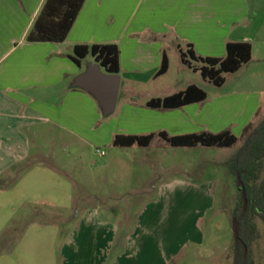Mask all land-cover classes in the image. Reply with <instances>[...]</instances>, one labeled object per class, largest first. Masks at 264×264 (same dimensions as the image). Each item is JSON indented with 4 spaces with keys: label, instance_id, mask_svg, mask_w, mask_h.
<instances>
[{
    "label": "crops",
    "instance_id": "obj_1",
    "mask_svg": "<svg viewBox=\"0 0 264 264\" xmlns=\"http://www.w3.org/2000/svg\"><path fill=\"white\" fill-rule=\"evenodd\" d=\"M46 1L0 0V240L16 234L0 244V264H166L185 244L199 251L202 221L215 204L212 185L163 184L132 216L109 202V190L92 185V176L77 179L47 143L75 150L116 146L118 135L220 133L233 125L244 132L264 108V74L251 72L258 48L264 51V0H86L64 42H29ZM230 42L252 45L245 79L256 89L213 99L207 93L177 109L147 106L190 85L204 90L193 80L174 87L164 79L173 54L185 67L181 53L190 46L201 57H224ZM94 44L120 49L122 123L112 129L95 98L74 86L97 63L88 55L77 64L74 49ZM164 54L169 70L157 77ZM237 103L242 110L224 124L223 109ZM51 157L56 165L44 161Z\"/></svg>",
    "mask_w": 264,
    "mask_h": 264
},
{
    "label": "rangeland",
    "instance_id": "obj_2",
    "mask_svg": "<svg viewBox=\"0 0 264 264\" xmlns=\"http://www.w3.org/2000/svg\"><path fill=\"white\" fill-rule=\"evenodd\" d=\"M172 56L171 73L164 79L174 87L193 80L199 83L212 99L226 97L238 90L257 88L252 84L249 85L245 79L249 76V68L247 69L248 66L245 64L235 73H225L224 85L216 86L210 80L205 79L199 71L195 72L189 67H184L177 54ZM91 57L89 56L84 63L87 64ZM252 65L251 72L264 74V51L260 48L257 50ZM234 106L228 110L223 109L227 115L224 124L231 122L242 110L241 103L234 104ZM119 112L120 108L110 116H105L101 112V122L107 123L111 129L119 126L121 122L117 120ZM263 117L264 108L249 125L250 129L255 128ZM246 129L244 132H239L236 126L231 127L230 130H235L238 136L237 143L232 147L201 145L190 148L174 147L158 133H155V138L148 147L139 145L120 147L112 143H95L73 150L66 149L63 143H47V145L49 152L54 154L57 160L68 163L77 179L83 178L84 180L92 176L94 178L92 185L103 186L104 190H109V202L119 209L125 206L132 214L136 213L132 215L136 217L148 202L156 200L163 184L169 183L176 187L174 182L182 180L199 186L212 185L215 204L202 221L200 232L203 243L199 251L196 250L195 245L185 244L181 247L182 255L170 259L166 264H233L232 250L236 243L233 231L234 211L241 201L242 193L238 189L236 176L230 170V160L243 145L248 132ZM61 141H64L63 138ZM44 161L56 165L52 157ZM262 178L264 179V172ZM131 191H139V196L131 195ZM123 192L125 196L117 197ZM192 207L191 201L190 208ZM255 221L258 225V233L256 240L252 243L251 252L256 264H264V223L258 218ZM188 228L189 232L193 231L191 226ZM198 255L200 256L197 257Z\"/></svg>",
    "mask_w": 264,
    "mask_h": 264
},
{
    "label": "trees",
    "instance_id": "obj_3",
    "mask_svg": "<svg viewBox=\"0 0 264 264\" xmlns=\"http://www.w3.org/2000/svg\"><path fill=\"white\" fill-rule=\"evenodd\" d=\"M86 0H47L35 25L29 33V42H64L77 17L79 16ZM73 60L79 64L88 55H92L105 72L119 74L120 49L116 44L77 45L74 49ZM252 45L248 42H230L227 44L224 57L198 56L192 46L187 52L181 53L183 63L189 68L199 71L201 75L213 82L216 86H223L225 73H235L252 59ZM193 62L200 63L194 65ZM169 70V58L163 56L161 67L157 77L164 75ZM207 92L196 85H190L185 90L164 97L153 98L147 106L156 109H177L207 99ZM246 129V138L243 145L230 160V170L236 176L238 189L242 193L241 184L245 187L247 206L244 198L234 211V217L238 220L239 239L232 250L233 264H256L252 256L251 246L257 238L258 225L256 218L264 223V117L258 125ZM160 136L174 147H232L238 141L236 135L226 130L220 133L202 132L180 136H171L166 132ZM155 134L149 135H118L114 144L121 147L139 145L147 147L151 144ZM15 232L0 240L5 245L6 240L15 239Z\"/></svg>",
    "mask_w": 264,
    "mask_h": 264
},
{
    "label": "water",
    "instance_id": "obj_4",
    "mask_svg": "<svg viewBox=\"0 0 264 264\" xmlns=\"http://www.w3.org/2000/svg\"><path fill=\"white\" fill-rule=\"evenodd\" d=\"M102 68L99 63L89 64L87 70L76 78L74 86L90 93L98 102L103 114L110 116L116 111L121 77L119 74L104 72ZM241 189L246 208L247 197L243 184H241ZM233 223L235 238L239 239L238 220L236 217H234Z\"/></svg>",
    "mask_w": 264,
    "mask_h": 264
},
{
    "label": "built area",
    "instance_id": "obj_5",
    "mask_svg": "<svg viewBox=\"0 0 264 264\" xmlns=\"http://www.w3.org/2000/svg\"><path fill=\"white\" fill-rule=\"evenodd\" d=\"M104 154V152H102Z\"/></svg>",
    "mask_w": 264,
    "mask_h": 264
}]
</instances>
